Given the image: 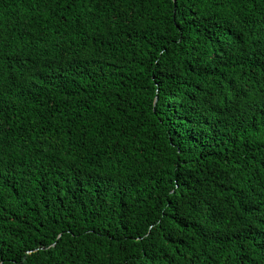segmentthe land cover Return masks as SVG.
Listing matches in <instances>:
<instances>
[{"label": "trees", "instance_id": "obj_1", "mask_svg": "<svg viewBox=\"0 0 264 264\" xmlns=\"http://www.w3.org/2000/svg\"><path fill=\"white\" fill-rule=\"evenodd\" d=\"M0 264H264V0H0Z\"/></svg>", "mask_w": 264, "mask_h": 264}]
</instances>
